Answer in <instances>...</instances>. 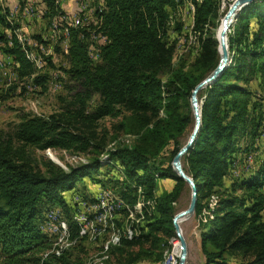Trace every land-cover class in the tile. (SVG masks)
Listing matches in <instances>:
<instances>
[{"label":"trees","instance_id":"1","mask_svg":"<svg viewBox=\"0 0 264 264\" xmlns=\"http://www.w3.org/2000/svg\"><path fill=\"white\" fill-rule=\"evenodd\" d=\"M41 1L56 13L55 0ZM96 1L97 23L68 29V65L63 71L75 83L69 86L68 100L62 98L60 109L46 116L24 113L12 131L0 132V264H84L72 248L56 255L55 236L43 233L38 221L43 210L58 204L71 236L79 239L65 192L86 177L100 181L93 175L106 162L104 153L122 167V199L145 202L143 216L129 226L135 235L111 250L150 239L159 244L163 237L166 243L175 236L174 203L185 180L172 160L194 125L191 93L219 61L214 31L220 0H190L198 50L188 66L176 67L169 18L184 0ZM5 17L0 15L8 27ZM92 33L106 37L98 60L91 57L96 44ZM10 41L3 51L12 56L14 69L20 76L31 75L33 64L14 33ZM227 44L225 65L198 94L201 124L182 166L198 188L194 218L201 229L203 264H264V149L249 176L229 186L223 180L238 138L256 134L263 120L261 101L250 82L258 75L257 86L264 91V0H251L238 10ZM34 80L43 82L45 77ZM94 94L99 101L89 110ZM105 117L117 120L111 125L112 139L124 132L136 135L134 142L106 149V134L97 130ZM47 148L89 158L65 169L35 156V149ZM160 178L172 179L174 185L156 192ZM118 218L115 223L121 225Z\"/></svg>","mask_w":264,"mask_h":264},{"label":"rangeland","instance_id":"2","mask_svg":"<svg viewBox=\"0 0 264 264\" xmlns=\"http://www.w3.org/2000/svg\"><path fill=\"white\" fill-rule=\"evenodd\" d=\"M55 1L58 7L56 13L51 14L47 5L41 0H0V15L6 14V21L9 22V26L6 27L0 19V132L12 131L24 113L46 116L59 110L65 103L62 98L65 97L68 100V95L71 94L68 90L69 86L75 85L69 75L63 71V68L68 65L66 58L68 29L96 24L97 1ZM235 2L236 0H220L218 25L214 31L216 39L222 21ZM14 4L16 11L13 9ZM193 10L194 6L190 0H184L170 11L169 41L175 44L173 67L181 63L188 66L197 54V35L191 30ZM76 14L83 19H73ZM12 33L18 37L21 49L33 64V73L29 76H20L15 70L16 67L14 69L12 56L3 51L7 43L11 44ZM92 35L96 34L92 33ZM95 43L91 51L96 52V57L92 58L98 60L99 41L95 40ZM5 58L6 62H2ZM5 64L10 68V73L3 71ZM36 76H44L45 81L34 80ZM161 77L165 79L167 76ZM259 79L257 75L250 82V87L255 93V98L261 101L262 124L256 134H245L238 138V149L231 155L223 177L225 186L249 176L263 156L264 91L257 86ZM98 101V94H94L89 101L88 109H92ZM198 103L200 106V101ZM160 115H163V112ZM116 121L110 117L99 120L97 130L100 135L106 134V149H112L122 143L132 144L136 138V135L121 132L117 139H112L111 125ZM188 136L182 137L181 140L187 141ZM168 151L167 147L166 152ZM34 154L37 157L49 158L65 169L72 164L86 162L89 158V155L60 148L35 149ZM101 157H106V162L99 172L93 175L100 181L86 177L76 181L73 189L65 192L69 209H71V218L78 226L79 239L76 240L77 237L71 236L73 231L58 204H51L43 210V215L38 221V228L45 234L49 233L51 238H53L52 235L55 236L56 242L53 248L55 254L60 247L63 250L72 248L82 258L84 264H178L179 239L176 233L175 236L168 238L166 243H164L166 238L163 237L159 244L150 239L123 246L122 250H111L123 238L135 235L136 231L129 226L138 220L137 216H143L145 202L136 200L135 203L130 204L129 201L122 199L120 191L125 187L122 167L117 161L110 163L107 153L102 154ZM160 159L162 158L157 161ZM173 185L172 179L160 178L157 180L156 192L169 190ZM100 195L105 200H99ZM190 197V188L185 182L174 203L175 214L188 206ZM107 203L110 212H108ZM77 205L81 207L83 205L86 225L80 213L72 211L77 208ZM123 209L126 212L122 213ZM117 216L121 225L115 223ZM178 223L186 243L184 264H203L205 258L201 252V229L194 218V213L179 219Z\"/></svg>","mask_w":264,"mask_h":264},{"label":"water","instance_id":"3","mask_svg":"<svg viewBox=\"0 0 264 264\" xmlns=\"http://www.w3.org/2000/svg\"><path fill=\"white\" fill-rule=\"evenodd\" d=\"M251 0H236L234 5L231 7L230 12L226 15L224 20L222 21L221 28H222V38H218V49H219V61L216 65V67L205 77L203 78L193 89L191 93V105L194 115V125L192 128L191 133L188 136L187 141L180 147V149L177 151L175 156L173 157L172 164L175 167L178 175L185 180V182L189 185L191 197L190 202L188 206L181 210L180 212L176 213L173 217L172 223L174 226L175 233L179 239V246L180 251L178 255V264H184V257L186 252V243L185 240L181 234L180 227H179V219L188 217L194 213L196 202H197V193L198 188L193 180V178L185 173L182 166V157L187 151V149L192 145L194 142L197 133L200 128L201 124V115H200V109H199V103H198V94L199 92L209 83H211L219 74L220 70L225 65L227 59H228V44H227V31H229L231 25L236 19V15L239 9H241L245 4L250 2Z\"/></svg>","mask_w":264,"mask_h":264},{"label":"built area","instance_id":"4","mask_svg":"<svg viewBox=\"0 0 264 264\" xmlns=\"http://www.w3.org/2000/svg\"><path fill=\"white\" fill-rule=\"evenodd\" d=\"M13 9H14V11L16 10V8H15V4L13 5ZM61 17H62V16H61ZM73 19H83V17L80 16V15H77V14H76V15L73 17ZM73 19H72V20H73ZM91 38L94 39V40H98V41H99V46H100L101 43H103L104 40H105V35H102L101 33H97L96 35H92ZM91 55H92V57H96V52H92V51H91ZM3 61L6 62V58H5V59H2V62H3ZM3 71H4L5 73H9V72H10V68L7 67V65L5 64V65L3 66ZM99 199H100V200H104L101 196H99ZM107 206H108V212H110V209H109V205H108V203H107ZM73 211H77V212L80 213V215L85 219V217H84V211H83V206L81 207V206L77 205V208H75V210H73ZM96 212H97V210H96ZM85 225H86V219H85Z\"/></svg>","mask_w":264,"mask_h":264},{"label":"bare ground","instance_id":"5","mask_svg":"<svg viewBox=\"0 0 264 264\" xmlns=\"http://www.w3.org/2000/svg\"><path fill=\"white\" fill-rule=\"evenodd\" d=\"M16 11V10H15ZM222 33H223V31H222V28H220L219 30H218V32H217V36H218V38H222ZM106 38V37H105ZM102 44V43H101ZM91 57H92V55H91ZM10 73V72H9ZM101 196V195H100ZM100 200V199H99ZM105 200V199H104ZM83 206V205H82ZM110 209V208H109ZM73 211V210H72ZM85 217V216H84ZM84 219V218H83ZM85 220V219H84ZM63 251V248H61L60 247V250L56 253V255H59V254H61V252ZM179 251H180V246H179V243H178V255H179Z\"/></svg>","mask_w":264,"mask_h":264}]
</instances>
